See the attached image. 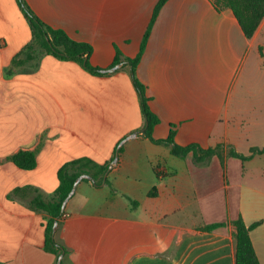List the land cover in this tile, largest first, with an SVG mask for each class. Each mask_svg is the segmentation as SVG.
I'll list each match as a JSON object with an SVG mask.
<instances>
[{
    "label": "crops",
    "instance_id": "0c3cea01",
    "mask_svg": "<svg viewBox=\"0 0 264 264\" xmlns=\"http://www.w3.org/2000/svg\"><path fill=\"white\" fill-rule=\"evenodd\" d=\"M159 0H26L45 24L91 45L89 63L113 68L116 51L135 58ZM31 41L15 0H0V264H55L44 250L46 200L66 163L116 162L102 182L83 179L53 236L61 264H235L234 226L261 225L249 237L264 264V19L246 39L228 9L211 0H167L153 21L136 67L155 140L174 131L179 146L220 145L195 164L142 136L140 98L125 63L94 76L75 61L42 56L32 70L12 68ZM118 65V64H117ZM128 138L120 146V142ZM118 150L116 151V149ZM120 149V152H118ZM30 152L33 170L12 157ZM223 227L206 232L211 224Z\"/></svg>",
    "mask_w": 264,
    "mask_h": 264
},
{
    "label": "trees",
    "instance_id": "16d2710c",
    "mask_svg": "<svg viewBox=\"0 0 264 264\" xmlns=\"http://www.w3.org/2000/svg\"><path fill=\"white\" fill-rule=\"evenodd\" d=\"M21 13L29 22L31 28V41L25 45L13 58L12 68H23L32 70L35 68L38 60L44 55L53 56L61 61H75L91 75L103 76L105 73L101 69L92 66L89 63V57L92 53L91 45L83 42H77L71 39L64 31L54 29L42 22L31 10L26 0H15ZM167 0H159L155 6L152 20L144 34L141 51L133 58H121V54L116 51L113 66L125 63L131 72L133 87L140 98L141 113L145 121L142 136L151 143L168 147L171 155L178 158H185L192 155L195 164H201L208 161L213 156H219L220 145L215 148L202 149L198 145L191 144L179 146L174 142V131H171L169 137L165 140H155L152 136L153 127L158 123V119L153 115L148 107V98L145 95V87L136 79L135 72L139 63L143 46L147 40L153 21L160 8ZM217 12L228 9L238 22V25L246 39H251L264 19V0H211ZM264 147L252 148L248 156H243L234 149H230L229 155L241 161H246L252 156L261 154ZM120 152V149L119 151ZM14 165L22 170H33L36 164L35 156L30 152H21L12 157ZM107 165H97L89 159H78L64 164L57 172L58 186L50 199L46 200L36 189L31 186H25L16 190V194L23 196L26 191L33 192L29 204L34 210L43 211L48 215L45 222V241L44 250L53 254L56 259L63 252L52 235V229L55 223L60 224L64 215L61 210L62 203L72 189L74 181L80 175H90L97 185H99ZM262 222H256L246 226L241 217L232 221L235 232L233 235L235 242V264H259L253 249L249 233L254 228L261 225ZM224 224L217 223L203 227L201 230L206 232L213 231L223 227Z\"/></svg>",
    "mask_w": 264,
    "mask_h": 264
},
{
    "label": "water",
    "instance_id": "95a60500",
    "mask_svg": "<svg viewBox=\"0 0 264 264\" xmlns=\"http://www.w3.org/2000/svg\"><path fill=\"white\" fill-rule=\"evenodd\" d=\"M120 64L118 65H115L113 68L111 69H107V70H101V72L103 73H112L114 72L117 68H119ZM136 135V133H134L133 135L129 136V137H126L124 140H122L119 144V146L125 141V140H128V138L130 137H134ZM119 147H117L116 151L118 150ZM116 159H117V156H115V158L113 159L112 161V164L109 165L108 169H110L113 165L114 162H116ZM107 173H105V176H106ZM83 179H87V180H90V181H93V179L89 176V175H86V174H83V175H80L79 177H77V179L74 181L73 183V186H72V189L70 190V192L68 193L67 197L64 199L63 203H62V206H61V210L64 211L65 209V206L67 204V202L71 199V197L73 196L74 192H75V188L77 186V184L79 182H81ZM57 226L58 224L55 223L54 226H53V229H52V235L54 236L55 232H56V229H57ZM63 252L60 253V255L57 257V260H56V263L55 264H61V261H62V257H63Z\"/></svg>",
    "mask_w": 264,
    "mask_h": 264
}]
</instances>
